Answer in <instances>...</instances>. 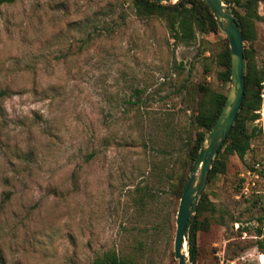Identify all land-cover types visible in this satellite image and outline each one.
Instances as JSON below:
<instances>
[{
  "label": "rangeland",
  "instance_id": "obj_1",
  "mask_svg": "<svg viewBox=\"0 0 264 264\" xmlns=\"http://www.w3.org/2000/svg\"><path fill=\"white\" fill-rule=\"evenodd\" d=\"M253 30L243 49L260 64L264 22ZM194 31L173 39L132 0L0 6V264H91L106 250L176 264L171 184L202 130L203 89L229 86L218 77L224 32ZM251 126L262 127L260 114ZM217 157L224 171L200 193L210 206L197 215L192 264H264L263 130L243 159Z\"/></svg>",
  "mask_w": 264,
  "mask_h": 264
},
{
  "label": "trees",
  "instance_id": "obj_2",
  "mask_svg": "<svg viewBox=\"0 0 264 264\" xmlns=\"http://www.w3.org/2000/svg\"><path fill=\"white\" fill-rule=\"evenodd\" d=\"M16 0H0L1 5H10ZM223 1V0H222ZM237 5L245 8L243 14L238 13L229 7L230 12L238 24L241 31L242 39L250 41L254 36L253 20L264 22V0H233ZM262 2L263 13L257 12V3ZM132 8L136 15L140 17L161 16L165 19L170 34L176 40H188L194 35V30L207 33L216 29L217 23L209 7L203 0H177L174 3H161L153 0H132ZM244 56V94L241 105L235 120L229 129L225 139L214 154L207 178L216 173L224 171V162L218 153L222 149L225 154H234L239 159H243L245 153L249 150L251 139L261 130L264 132V60L256 64L249 50L243 49ZM217 62L222 67L218 77L220 80L228 82L230 74V57L229 50L225 49L218 53ZM261 94L263 96L261 97ZM225 94L214 92L207 88L203 89V96L198 103V111L194 115V122L202 128L195 132L191 147L186 151L181 160V171L175 177L171 184L170 193L172 198L177 202L181 195L184 183L188 178L193 161L197 155L198 149L202 146L205 134L212 126L222 104ZM262 109L263 121L262 127H247V121H253L258 117ZM141 194L138 195L139 203L144 199L146 192L145 187L138 189ZM145 191V192H143ZM210 206L208 199L199 196L194 213L191 214L186 223L184 242L186 246L187 261L192 264L196 253L195 233L203 226L202 221L197 220V215L201 210ZM257 233L262 234L260 229ZM264 238V234L262 235ZM262 245L261 242L258 243ZM91 264H135L130 259L117 254L114 250H106L96 256Z\"/></svg>",
  "mask_w": 264,
  "mask_h": 264
},
{
  "label": "water",
  "instance_id": "obj_3",
  "mask_svg": "<svg viewBox=\"0 0 264 264\" xmlns=\"http://www.w3.org/2000/svg\"><path fill=\"white\" fill-rule=\"evenodd\" d=\"M167 3L175 0H153ZM209 7L218 28L228 41L230 57L229 86L223 104L198 149L189 176L178 199L172 240V253L176 264H186L183 252L186 223L193 214L199 195L207 180L211 160L225 139L239 111L244 94L243 39L229 7L222 0H203Z\"/></svg>",
  "mask_w": 264,
  "mask_h": 264
},
{
  "label": "built area",
  "instance_id": "obj_4",
  "mask_svg": "<svg viewBox=\"0 0 264 264\" xmlns=\"http://www.w3.org/2000/svg\"><path fill=\"white\" fill-rule=\"evenodd\" d=\"M257 112H259V114H260V119H261V121H263V113H262V109L258 110Z\"/></svg>",
  "mask_w": 264,
  "mask_h": 264
},
{
  "label": "bare ground",
  "instance_id": "obj_5",
  "mask_svg": "<svg viewBox=\"0 0 264 264\" xmlns=\"http://www.w3.org/2000/svg\"><path fill=\"white\" fill-rule=\"evenodd\" d=\"M184 249H185V244H184L183 252H184Z\"/></svg>",
  "mask_w": 264,
  "mask_h": 264
}]
</instances>
